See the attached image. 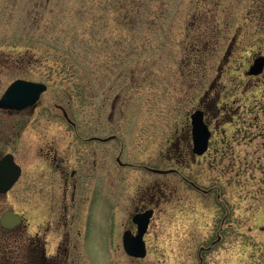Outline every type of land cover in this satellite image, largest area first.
<instances>
[{
  "label": "rangeland",
  "instance_id": "1",
  "mask_svg": "<svg viewBox=\"0 0 264 264\" xmlns=\"http://www.w3.org/2000/svg\"><path fill=\"white\" fill-rule=\"evenodd\" d=\"M259 54L264 0H0V96L47 84L34 110L0 109V154L22 166L0 215L23 216L0 227V264H264ZM146 208L135 258L122 234Z\"/></svg>",
  "mask_w": 264,
  "mask_h": 264
},
{
  "label": "water",
  "instance_id": "2",
  "mask_svg": "<svg viewBox=\"0 0 264 264\" xmlns=\"http://www.w3.org/2000/svg\"><path fill=\"white\" fill-rule=\"evenodd\" d=\"M264 66V56H258L248 69V74H259ZM47 85L43 82L17 78L12 81L0 97V108L21 110L35 105ZM192 153L203 154L208 148L211 132L204 119V111L195 109L190 114ZM164 172L163 170H156ZM21 173L20 166L14 161L13 155L7 153L0 158V193L6 192L18 179ZM153 209L149 208L136 212L132 221L136 224V232L126 229L122 234V244L125 252L132 257H144L146 245L143 236L148 228ZM21 221L19 214L8 209L0 217V224L4 227H13Z\"/></svg>",
  "mask_w": 264,
  "mask_h": 264
},
{
  "label": "flooded vegetation",
  "instance_id": "3",
  "mask_svg": "<svg viewBox=\"0 0 264 264\" xmlns=\"http://www.w3.org/2000/svg\"><path fill=\"white\" fill-rule=\"evenodd\" d=\"M258 56H264V54H259V55H257L256 57H258ZM263 69H264V66H263ZM263 71V70H262ZM36 105H37V103L35 104V105H33V106H29V107H26V108H24V109H21V110H14V109H2V110H5V111H9V112H11V111H17L19 114H23V113H26V112H28L29 110H34L35 108H36ZM64 115H66L65 113H64ZM91 138H92V140L93 141H96V142H99V143H103L104 141H107L108 139L109 140H112V139H114V134H109V136H107V137H103V136H91ZM6 153H8V152H6ZM11 153V152H10ZM13 154V153H12ZM3 154H0V157L2 156ZM14 155V154H13ZM51 157V162H56V160L55 159H57V156L55 155V154H53L52 153V155L50 156ZM14 160L16 161V159H15V156H14ZM117 160H118V162H119V159L117 158ZM17 162V161H16ZM18 163V162H17ZM19 164V163H18ZM56 165H57V167H59L60 165H61V163L58 161V163L56 162ZM19 166H20V168H21V173H22V166L19 164ZM161 170H163V169H161ZM156 173H161V172H157V171H155ZM20 176H21V174H20ZM20 178V177H19ZM18 178V179H19ZM71 193H70V200H72L73 199V197H71ZM23 223V216H22V220H21V222L18 224V225H16L15 227H13V228H11V229H8V228H4V227H2V226H0L2 229H4V230H12V229H14V228H16V227H19L21 224ZM134 224V223H133ZM40 255L43 257V258H45L46 257V255H44L43 254V250H42V252H40Z\"/></svg>",
  "mask_w": 264,
  "mask_h": 264
}]
</instances>
